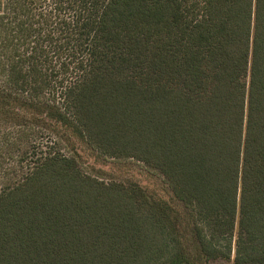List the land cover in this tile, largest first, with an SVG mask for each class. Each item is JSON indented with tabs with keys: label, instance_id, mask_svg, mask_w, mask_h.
<instances>
[{
	"label": "trees",
	"instance_id": "obj_1",
	"mask_svg": "<svg viewBox=\"0 0 264 264\" xmlns=\"http://www.w3.org/2000/svg\"><path fill=\"white\" fill-rule=\"evenodd\" d=\"M0 112L172 191L31 144L0 190V264H264V0H0Z\"/></svg>",
	"mask_w": 264,
	"mask_h": 264
},
{
	"label": "rangeland",
	"instance_id": "obj_2",
	"mask_svg": "<svg viewBox=\"0 0 264 264\" xmlns=\"http://www.w3.org/2000/svg\"><path fill=\"white\" fill-rule=\"evenodd\" d=\"M17 122L18 119L13 113L0 112V190L6 183L13 182L26 172L24 167L21 168L18 159L23 152L32 148L31 144L48 143L74 157L86 173L105 181L138 183L150 194L153 193L165 199L172 198L171 187L165 177L144 162L133 158L105 156L80 139L78 135L65 129L59 130L48 122H37L38 125L35 126L26 125L28 127L24 130L17 129ZM45 123L47 125H44ZM178 208V222L184 242L196 255L198 246L190 211L182 206ZM211 264H233V262L216 259L211 260Z\"/></svg>",
	"mask_w": 264,
	"mask_h": 264
}]
</instances>
